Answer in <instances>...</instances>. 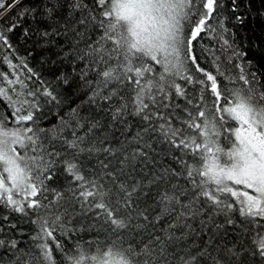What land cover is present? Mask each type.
Returning a JSON list of instances; mask_svg holds the SVG:
<instances>
[{
	"label": "trees",
	"instance_id": "16d2710c",
	"mask_svg": "<svg viewBox=\"0 0 264 264\" xmlns=\"http://www.w3.org/2000/svg\"><path fill=\"white\" fill-rule=\"evenodd\" d=\"M0 2L4 3V7L0 8V36L3 37L0 39V121L2 124L14 123L11 118L17 115L15 110L21 108L20 101L27 100L20 114L31 110L33 121L25 124L34 131L43 130L38 131L37 135L49 152L61 153L54 158L57 163L50 172L41 175V179L44 175L50 176V179L44 180L43 186L35 179L36 172L30 173L31 179L38 186V193L21 203L26 207L28 201L37 200L41 207H26L27 214H24L0 202V240L5 242V246L0 248V264H10L15 259L14 252L19 249L28 251L31 248L38 252L36 245L45 241L33 239L38 232L34 222L39 217H47L51 224L55 215H61L62 222L69 229H74L67 236L54 232V239L47 240L56 264H70L65 261V257L75 255L79 250H84L86 255H96L97 249H112L113 244L116 251L131 246L137 252L148 244L153 248L150 257L152 264H177L174 257L184 256L188 259L189 254L197 255L202 251H207L209 255L198 256V264H215V261H219V264H264V257L259 255L254 242V238H264V227L253 230L252 225L236 210L235 204L233 210L225 215L213 210L204 202L205 198H201L194 204L193 213L179 220L177 212L183 210L177 205L169 204L165 209L160 199L162 192L167 190L171 195L173 186L191 187L184 176L175 175L182 170L176 160L180 151L171 148L158 132L145 134L147 122L139 116L124 113L122 119L114 121L110 104L116 103L115 98L112 102L99 97L92 98V88L97 86L99 77L96 74L98 69L92 61L91 49L104 32V28L99 27V21L104 20L105 27L109 21L115 24L113 35L116 38L121 34L127 36L125 26L121 22L117 23L115 15L104 17L94 0H81L86 6L83 9H74L73 0ZM194 2L197 12L192 19L196 20L201 11H206L203 9L206 0ZM48 8H52L53 12L49 13ZM108 8L110 10V6ZM104 46L110 47V44ZM192 55L205 72L216 77L217 91L221 96H214L211 81L205 84L197 82L206 81V76L195 71L188 61L184 76H191V83L179 76L168 77L180 85L184 97L177 98L175 90L168 89L165 84V90L170 91L171 102L180 107L160 108L159 115L167 117L174 127L180 126V120L188 119L185 108L193 114L204 110L206 117L212 119V113L208 110L215 100L216 117L225 119L213 121L215 128L210 136V152L207 153L205 163H219L221 159H226L224 153L236 143L233 124L228 122L230 117L222 111L231 101L235 102L231 92L246 94L247 89L252 88L264 93V0H216L204 30L192 43ZM183 56L182 52V59ZM156 71L158 69H153L154 73ZM241 76L249 83L245 84ZM113 87H116L115 83L108 85V88H101V95ZM30 92L35 95H29ZM46 93H51V96ZM121 95L125 94L122 92ZM129 98L125 95L126 100ZM160 99L157 96V101ZM187 100H191L192 105ZM145 102H148L147 99ZM193 105H199V109ZM149 108L156 111V106L151 103ZM158 123L163 121L155 120L153 126ZM221 125L227 126L222 128ZM192 131L189 135H192ZM73 132L76 136L85 137L81 147L94 145L99 151L83 152L73 157V150L63 142L72 140ZM217 132L220 134L217 135ZM224 133L232 134L231 145L226 143ZM104 148L112 149V154L104 152ZM18 151L25 158L36 155L20 147ZM138 152L145 153L146 158L144 155L133 157V153ZM66 155L70 161L77 163L87 180L97 179L105 190L111 188L113 193L118 191L104 175L108 171L115 172L117 185L123 183L128 189L135 185L134 207L148 216L151 223L145 222L140 216L132 221L137 227L121 230L119 234L113 233L94 214L100 210L84 213L79 203L69 201L72 195L69 189H76L78 182L66 172L61 162ZM186 159L192 162L191 156ZM102 164H107L108 168L102 169ZM57 192L64 194L63 201H57ZM188 199V196L180 197L183 203H188ZM50 201L56 206L45 207ZM235 201L232 198L226 202ZM197 208L199 212H196ZM65 209L67 215H63ZM229 218L233 223L227 222ZM257 219L264 224V219ZM170 223L177 224V227L169 228ZM169 235L174 238L169 240ZM157 236L161 238L159 245L155 243ZM12 240L18 241L15 250L9 247ZM57 243L63 244V253L55 246ZM77 245L80 249L76 248ZM112 258L119 260L118 256ZM135 258L149 259L145 256ZM85 264H88L87 260Z\"/></svg>",
	"mask_w": 264,
	"mask_h": 264
},
{
	"label": "snow or ice",
	"instance_id": "6c2138e0",
	"mask_svg": "<svg viewBox=\"0 0 264 264\" xmlns=\"http://www.w3.org/2000/svg\"><path fill=\"white\" fill-rule=\"evenodd\" d=\"M97 8L102 12L104 17H116L117 23L123 21L126 25L125 31L127 36L121 34L116 38L115 24L110 21L105 27V21H99V27L104 28L100 40L96 42V46L91 49L92 61L98 69L99 77L97 86L92 88V98L112 102L115 98L116 103L110 104L111 116L114 121L122 119L124 113L139 116L143 121L147 122L144 133L158 132L159 135L169 143L171 148L180 151V155L176 157L177 163L182 166L177 176H184L186 183L190 188L183 186H173L172 194L166 190L160 194L161 203L167 209L169 204H175L183 211L177 212V220L193 213L194 204L205 198L207 203L213 210L223 212L227 215L232 211L234 204L236 210L241 216H244L248 223L256 228L264 227L260 223V219H264V93H260L255 89H247V93L231 92L235 96L234 106L222 111L228 114L229 123L233 124L236 143L231 149L224 153L226 159H221L219 163L215 161L205 163L210 152L209 141L212 130L215 128L214 120L225 119L224 117H216L215 100L213 106L208 111L212 113V119L205 115L204 110H198L195 114L187 108V120H180L179 125L174 127L167 117L159 115L160 108H179V104L172 103L170 91L165 90V84L168 89H174L177 98L184 97V92L180 85L174 80H169V76H179L187 82H192L191 76H184L186 62L190 61L194 66V70L204 73L205 80H199L198 83L205 84L211 81V91L215 97L219 98L221 93L217 91L216 77L211 73L205 72L197 63V59L192 55V43L197 36L204 30L205 22L212 14L213 6L216 0H206L203 4L198 19L193 20L197 9L194 0H94ZM110 6V10L108 8ZM4 7V3L0 2V8ZM72 7L86 8L81 0H73ZM49 13L53 12L52 8H48ZM83 22V21H82ZM187 28V34H185ZM48 33H44L47 35ZM3 37L0 36V39ZM103 42V43H102ZM227 43V41H225ZM104 44H110L105 47ZM183 52V59L181 53ZM153 69H158L155 73ZM245 84L249 81L243 76ZM255 79V78H254ZM115 83L116 87L108 89L101 95V88H108V85ZM91 87V85H90ZM226 91H230L226 89ZM130 98L125 99V95ZM29 95H35L30 92ZM51 96V93H46ZM157 96L161 97L157 101ZM147 99L148 102H145ZM227 102V97L224 98ZM21 108L27 104V100H21ZM149 103L156 106V111L149 108ZM192 105L191 100H187ZM199 109V105H193ZM21 108L16 109L17 115L12 117V122L24 124L33 121L31 110H27L26 114H20ZM31 108V105H29ZM160 120L153 126V121ZM126 123V121H125ZM238 123V127L235 126ZM227 125H221L226 127ZM90 130V129H89ZM194 130V131H192ZM38 131H34L32 127H26L22 130H7L2 126L0 121V202L6 206H11L15 212L27 214L26 207L30 209H38L41 204L37 200H30L25 207L19 200L13 198V187L19 192L26 193L24 199L28 196L35 197L38 193V186L35 182H30V173L36 172L35 179L43 186L44 180L50 179L49 175H41L50 172L53 165L57 163L55 157H59V152H49L40 137ZM192 131V135L189 132ZM25 133H32L26 136L28 141L25 144ZM217 135L220 133L217 132ZM231 133H224L227 144H232ZM72 140H64V144L72 149V156L78 157L83 152L92 153L99 151L93 145L92 147H81L85 142L84 136H76L73 132ZM137 137L136 139H138ZM199 138V142L198 139ZM15 145L21 149L36 153V155L27 158L20 155ZM202 145L203 150H201ZM104 152L112 154V149L104 148ZM219 151V150H218ZM146 154L143 152L133 153V157ZM192 157L190 163L186 157ZM66 172H68L75 181L78 182L76 189L70 188L72 195L69 201H76L83 209L84 213L94 212L99 216L100 221L107 225L108 229L113 233L119 234L121 230H131L137 225L132 221L142 216L145 222L151 223L148 216L143 215L141 211L134 207L133 195L136 192V186L133 185L128 189L123 183L116 184L115 172H105L110 182L118 189L116 193L111 188L105 190L104 185L97 179L87 180L81 173L80 167L74 160L66 158L61 161ZM23 164V167L21 166ZM198 166H194L197 165ZM102 169H107V164L101 165ZM99 175V173H98ZM199 178V179H198ZM5 179L10 181L11 186H6ZM237 186H242L244 190H236ZM248 189H252L258 195L249 194ZM190 193V195H189ZM188 196V203H183L180 197ZM235 197V202L231 201ZM57 201L64 200V194L56 193ZM51 201L45 207H55ZM200 209L197 208L196 212ZM135 214V215H134ZM67 215V209L65 213ZM228 223H233L231 218ZM38 232L33 238L34 240H44V243L36 245L38 252L19 249L14 252L15 259L10 264H56L50 246L47 243L49 238H53V233L58 232L61 236H67L70 231L65 223L61 220V215H55L49 224V218L39 217L35 221ZM186 226V225H185ZM177 224H169V228H176ZM174 237L169 235L168 239ZM161 238L155 237V243L159 245ZM254 242L259 249V255L264 257V238L255 239ZM18 241L9 242V247L13 250L17 249ZM5 246V242L0 240V248ZM61 253L64 252L63 244L55 245ZM115 244L112 249H97L96 255H86L84 250H79L75 255L65 257V261L70 264H152L150 259L153 248L148 244L143 246L140 252L132 249L115 250ZM80 249V246H76ZM162 252L163 249H160ZM107 253V257H105ZM209 255L207 251H202L197 255L189 254V258L184 256H176L174 259L177 264H198V256ZM113 256H118L119 260H112ZM149 257L146 260H138L135 257ZM219 264V261H215Z\"/></svg>",
	"mask_w": 264,
	"mask_h": 264
},
{
	"label": "rangeland",
	"instance_id": "374dc122",
	"mask_svg": "<svg viewBox=\"0 0 264 264\" xmlns=\"http://www.w3.org/2000/svg\"><path fill=\"white\" fill-rule=\"evenodd\" d=\"M121 23L125 26V28H126V25L124 24V22L123 21H121ZM124 28V27H123ZM127 32L125 31V34H126ZM128 35V34H127ZM232 106H234V101H231V103H229V104H227L226 105V109L227 108H229V107H232ZM5 123H3L2 124V126H3V128L4 129H7V130H17V129H20V130H22L23 128H26V127H28L25 123L24 124H20V123H11V124H5ZM235 126H239L238 125V123L235 125ZM233 133H234V127H233ZM28 135H31V133H25L24 134V136H25V140H27L26 139V136H28ZM234 138H235V135H234ZM236 142V141H235ZM15 147L17 148V151H18V145H15ZM19 152V151H18ZM215 153V152H214ZM211 162H213V161H211ZM210 162V163H211ZM218 163V162H217ZM22 167H23V164L21 165ZM30 182H35L34 180H30ZM5 184H6V186H11V183H10V181H8L7 179H5ZM236 190H238V191H242V190H244L243 188H242V186H237V188H236ZM247 191H249V194H251V195H258V193H255V191L254 190H252V189H248ZM12 195H13V198L14 199H16V200H19L20 202L21 201H23L24 200V196H26L27 194L26 193H22V192H19L17 189H15L14 187H13V193H12ZM233 198H235V197H233ZM29 199H31V196H28L27 197V200H29ZM236 199V198H235ZM112 260H113V258H111Z\"/></svg>",
	"mask_w": 264,
	"mask_h": 264
}]
</instances>
